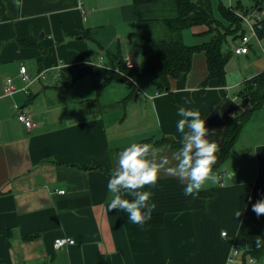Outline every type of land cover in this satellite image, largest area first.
<instances>
[{"label":"crops","instance_id":"1","mask_svg":"<svg viewBox=\"0 0 264 264\" xmlns=\"http://www.w3.org/2000/svg\"><path fill=\"white\" fill-rule=\"evenodd\" d=\"M192 28L194 34L205 26ZM116 55L142 65L132 0H23L22 10L0 0V264H225L232 247L242 250L264 233V214L252 211L264 197V104L232 146L244 138L250 160H240L251 161L252 177L243 179L246 162L243 169L232 163L231 148L215 170L219 183L185 196L187 181L167 171L176 164L174 151L158 146L157 162L168 163L155 186L144 188L153 193L152 214H161L162 225L133 224L107 208L119 151L149 138L181 141L179 107L198 110L209 139L219 144L228 119L249 106L233 88L264 70V50L232 52L250 60V68L224 85L209 79L201 86L206 66L197 54L191 70L170 82L171 92L159 91L147 75L136 78L142 92L115 79L99 88L92 68L116 67ZM42 69L45 79H35ZM7 79L14 87L9 94ZM19 111L29 127L17 119ZM62 236L74 242L55 248ZM246 264H264V256Z\"/></svg>","mask_w":264,"mask_h":264},{"label":"trees","instance_id":"2","mask_svg":"<svg viewBox=\"0 0 264 264\" xmlns=\"http://www.w3.org/2000/svg\"><path fill=\"white\" fill-rule=\"evenodd\" d=\"M132 4L136 16L142 65L128 67L116 55L119 72L111 68L93 67L92 71L100 76L99 88L115 79L126 83L132 88L130 91L132 93L136 90V86L129 77L136 81L137 77L147 75L157 81L159 91L171 92L170 82L191 70L193 58L197 54L204 56L206 66L201 86H204L209 79H216L218 84L224 85L226 84L225 66L232 53L229 43H232L238 34L244 32L242 22L235 11L257 9L261 13L264 9L263 0H250L249 5H243L240 0L235 4H223L219 1L216 6L217 16L214 14L212 0H132ZM199 25L205 26V29L194 33L193 36L205 37V39L185 43L182 31ZM256 33L264 47V15ZM226 44L227 48L224 50ZM245 96L249 98V106L226 122L218 144L219 151L216 153L217 162L213 166L214 170L219 169L228 157L240 130L249 120L252 112L264 104V70L242 82L236 97ZM150 142L154 148L165 146L174 152L180 147V141L168 136L141 141L148 144ZM146 221L149 225L161 226L163 218L161 214H151ZM258 240L259 246H257ZM250 245V249L241 253L240 264H246L248 257H253L256 261L262 260L264 233L252 240Z\"/></svg>","mask_w":264,"mask_h":264},{"label":"clouds","instance_id":"3","mask_svg":"<svg viewBox=\"0 0 264 264\" xmlns=\"http://www.w3.org/2000/svg\"><path fill=\"white\" fill-rule=\"evenodd\" d=\"M13 3L18 9H23V0H13ZM177 112L182 117L176 126L177 131L182 133V139L180 147L173 153L176 164L167 171L176 175L181 182L187 181L183 194L196 198L202 189L219 183L213 167L217 162L219 147L214 140L209 139V129L198 110L179 107ZM155 153L156 149L148 143H129L119 151L117 166L107 180V189L112 194L107 203L108 210L126 213L127 219L133 224H143L156 207L150 200L153 193L145 190L144 186H155L158 171L168 163V159L164 157L157 162ZM59 191L63 194L64 190ZM252 211L257 217L264 214V197L252 204ZM238 215L239 211L236 212ZM259 244L258 240L257 246Z\"/></svg>","mask_w":264,"mask_h":264},{"label":"built area","instance_id":"4","mask_svg":"<svg viewBox=\"0 0 264 264\" xmlns=\"http://www.w3.org/2000/svg\"><path fill=\"white\" fill-rule=\"evenodd\" d=\"M79 8H80V12L82 14H85V9L81 6V3H79ZM236 15L240 18L241 22H242V26L244 28V32L242 34H238L233 40H232V44L230 46L231 51L234 54H246L249 52L250 47H259L262 50H264L263 44H262V40L260 38H258L257 33H256V29L259 28L260 24H261V20H262V15L259 12V10L257 9H248L246 11H242V10H236ZM123 62L126 66L130 67V66H134V63L132 61V59L128 56H125L123 59ZM56 68H59L60 65H56ZM97 67L100 68H107L110 69V67L104 66L102 64H97ZM113 71L115 72H119V69L116 68H111ZM47 72V69H42L41 71H39L36 75H35V79H45V73ZM19 74L20 77L25 80L27 83H30L32 81V79L29 77L28 73H27V69L25 67V65H20L19 67ZM102 78V77H101ZM129 80L136 86V92H142L141 88L137 85L136 81L134 78L129 77ZM5 93L9 94L11 92L14 91V87L10 84V80L7 79L6 81V85H5ZM17 119L19 121H21L22 123H24L25 126L29 127L31 125V120L28 117V115H26V113L19 111L17 114ZM58 192H60L58 190ZM221 235L224 236L226 235L225 231L221 232ZM74 240L69 238V237H57L54 239L53 242V246L55 248H60L62 246H64L65 244H69V243H73ZM251 248L250 243L245 245L242 250L239 249L237 246L236 247H232L228 258L226 260L225 264H235L238 263L241 260V253L243 251H246L248 249ZM248 263H253L255 261V259L253 257H248L247 259Z\"/></svg>","mask_w":264,"mask_h":264},{"label":"rangeland","instance_id":"5","mask_svg":"<svg viewBox=\"0 0 264 264\" xmlns=\"http://www.w3.org/2000/svg\"><path fill=\"white\" fill-rule=\"evenodd\" d=\"M222 2L223 4H227L229 1H231L232 4H235L237 0H212V5H213V10H214V14L217 16V13H216V6H217V3ZM241 3L243 5H249L250 4V0H240ZM230 3V4H231ZM261 13L264 15V9L261 10ZM193 28H188L186 30H183L182 31V38H183V41L185 43H188V42H199L201 40H204L205 37H195V39H193V34L191 33V31ZM231 42L229 43V47L231 46ZM227 48V44L224 45V50ZM255 53V52H254ZM249 61L250 60H242V61H238L237 60V57L236 56H233L232 53L226 63V79L229 81V82H233L236 80V78L239 77V74H241V71L242 70H248L250 68V64H249ZM117 67V66H116ZM114 67V68H116ZM242 76V74L240 75ZM139 78V77H138ZM138 82V81H137ZM239 84V82H238ZM240 86L237 85L235 86L233 89H237L239 88ZM257 121V120H256ZM257 124V122L255 124H252V128H248V131H250L251 133V130L255 127V125ZM247 134V136L250 135ZM264 133V132H263ZM244 147V138H243V142H241V145L239 144V148H232V163L234 161V163H237V166H241L242 169H243V166L242 165H245V162H246V167H244L246 170L244 171V176H243V179H246V178H249L248 176L254 174V170H252L249 165H251V161L248 163L247 161H242L241 162V158H243L244 160H250L248 159L249 157H245L244 154H246V149H243ZM236 264V263H235Z\"/></svg>","mask_w":264,"mask_h":264},{"label":"water","instance_id":"6","mask_svg":"<svg viewBox=\"0 0 264 264\" xmlns=\"http://www.w3.org/2000/svg\"><path fill=\"white\" fill-rule=\"evenodd\" d=\"M260 9V8H259Z\"/></svg>","mask_w":264,"mask_h":264}]
</instances>
